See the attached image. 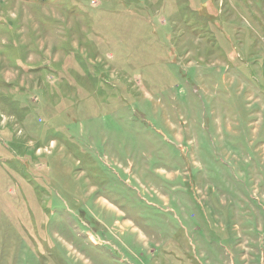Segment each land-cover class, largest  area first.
<instances>
[{
	"label": "rangeland",
	"instance_id": "obj_1",
	"mask_svg": "<svg viewBox=\"0 0 264 264\" xmlns=\"http://www.w3.org/2000/svg\"><path fill=\"white\" fill-rule=\"evenodd\" d=\"M0 264H264V0H0Z\"/></svg>",
	"mask_w": 264,
	"mask_h": 264
}]
</instances>
